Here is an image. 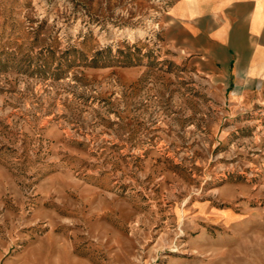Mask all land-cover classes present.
<instances>
[{"label":"rangeland","instance_id":"rangeland-1","mask_svg":"<svg viewBox=\"0 0 264 264\" xmlns=\"http://www.w3.org/2000/svg\"><path fill=\"white\" fill-rule=\"evenodd\" d=\"M172 1L0 0V264H264V95Z\"/></svg>","mask_w":264,"mask_h":264},{"label":"crops","instance_id":"crops-1","mask_svg":"<svg viewBox=\"0 0 264 264\" xmlns=\"http://www.w3.org/2000/svg\"><path fill=\"white\" fill-rule=\"evenodd\" d=\"M166 40L203 59L238 98L264 95V0H173Z\"/></svg>","mask_w":264,"mask_h":264}]
</instances>
